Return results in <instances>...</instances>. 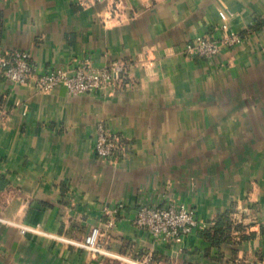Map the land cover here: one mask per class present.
<instances>
[{
    "label": "crops",
    "instance_id": "crops-1",
    "mask_svg": "<svg viewBox=\"0 0 264 264\" xmlns=\"http://www.w3.org/2000/svg\"><path fill=\"white\" fill-rule=\"evenodd\" d=\"M209 30L249 35L209 61L186 58ZM13 50L41 69L131 67L121 90L85 95L0 78V264H121L114 256L148 251L154 264H264V0H121L117 17L106 3L0 0V53ZM99 122L131 142L113 166L93 152ZM166 199L208 230L245 208L243 235L152 243L136 207ZM118 204L104 231V206ZM96 227L111 255L80 247Z\"/></svg>",
    "mask_w": 264,
    "mask_h": 264
},
{
    "label": "built area",
    "instance_id": "built-area-1",
    "mask_svg": "<svg viewBox=\"0 0 264 264\" xmlns=\"http://www.w3.org/2000/svg\"><path fill=\"white\" fill-rule=\"evenodd\" d=\"M106 3L107 12L112 17L119 15L121 0H76L81 8H89L96 4ZM249 35L248 32H229L209 30L194 36L183 48L182 54L188 59L209 61L214 56L230 51L242 44ZM131 62L113 60L104 67H96L89 58H84L73 68L49 67L38 68L31 54L24 50H13L0 53V78L13 85L23 86L30 84L37 93H48L57 87L64 88L70 95H85L103 90H121L127 83L128 71ZM131 150V142L126 137L111 131L105 123L96 125L93 144L94 154L106 165L113 166L125 160ZM123 205L104 206V217L101 229L110 232L114 229ZM239 213L232 215L234 225H241L247 209L239 208ZM246 211V212H245ZM243 213V214H242ZM136 229L145 232L150 242H171L181 244L186 237L195 231L208 230L213 222H203L197 219L195 210L181 202L174 200L158 201L155 204L140 202L136 207L133 220ZM20 232L25 229L20 227ZM239 230L233 229L230 235L237 239ZM100 228H93L80 244L83 249L94 254L111 255L99 242ZM121 264H154L152 252L148 251L140 257L126 255L114 256Z\"/></svg>",
    "mask_w": 264,
    "mask_h": 264
},
{
    "label": "trees",
    "instance_id": "trees-1",
    "mask_svg": "<svg viewBox=\"0 0 264 264\" xmlns=\"http://www.w3.org/2000/svg\"><path fill=\"white\" fill-rule=\"evenodd\" d=\"M239 230L240 232L243 231L241 225H234L233 222L230 220V217L228 214L220 215L215 222V227L212 230H207L205 232H209V234L212 237V234L218 235L219 238L228 239L230 238L231 231ZM243 233L240 234V238L242 237ZM212 239V238H211Z\"/></svg>",
    "mask_w": 264,
    "mask_h": 264
}]
</instances>
